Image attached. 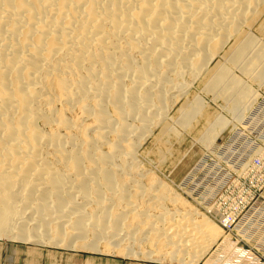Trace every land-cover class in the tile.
Segmentation results:
<instances>
[{
    "label": "bare ground",
    "instance_id": "obj_1",
    "mask_svg": "<svg viewBox=\"0 0 264 264\" xmlns=\"http://www.w3.org/2000/svg\"><path fill=\"white\" fill-rule=\"evenodd\" d=\"M263 33L264 0H0V238L67 248L81 240L79 248L90 251L102 240L115 250L142 223L138 242L151 235L168 260L195 264L219 230L206 214L195 220V213L166 210L154 178L141 186L138 141L159 128L155 139L168 152L171 136L203 118L197 142L217 145L256 101L243 79L264 85ZM190 85L230 103L231 123L205 114L200 95L184 100ZM262 204L224 226L215 264H256L230 241L253 240L249 221L264 231ZM143 207L158 216L145 222ZM214 211L221 222L232 215ZM126 215L132 223L123 234ZM129 248L116 251L127 257Z\"/></svg>",
    "mask_w": 264,
    "mask_h": 264
},
{
    "label": "rangeland",
    "instance_id": "obj_2",
    "mask_svg": "<svg viewBox=\"0 0 264 264\" xmlns=\"http://www.w3.org/2000/svg\"><path fill=\"white\" fill-rule=\"evenodd\" d=\"M259 39L264 43V33L259 36ZM233 73L236 77L242 78L241 76H238L239 73L237 72V70H234ZM253 78H255V76L252 78L250 76L249 79L244 78L243 80L248 86H250L251 93H255V98H253V95L251 94V99H256V101L252 99V102H254L253 104L252 102H248L250 105L247 104L242 120L240 121V123H238V125H235L233 130H229V128L223 127V129H226L222 131V135L218 137V139L215 141V143L217 142V145L215 144L205 149L200 146L201 144L199 142H197L199 141L197 140L198 135L204 134L203 131L205 129H202L201 127V125H203L204 123L203 118H200L201 120H199L200 122H196L197 124L195 123L194 125H192L193 127L191 128V131L188 130L186 131V133L180 132L181 134L178 133L176 136H171L168 139V142L171 145L169 146L168 144V146L171 148L170 150L172 152L168 150L169 148L167 149L168 152L164 151L165 149L162 142H159L155 139L160 131L159 128L156 127H154V129H152L153 127L150 128L149 137L144 136L138 141L139 149L134 162L136 165H138L136 168L142 167V170L137 169V178L140 180V177H142V179L140 180L141 186H146L145 184L148 185V182L146 181L148 180L147 177H151L152 179L154 178L153 180L154 182H156V185H158L159 188L158 193H162L166 197V200H163L162 202V206H164V208L166 207V210H171V213L176 212L175 210H177L179 214H184L185 212L189 214L195 213V220H200V218L206 214L207 216L205 215L204 217L211 221L213 224H215V226L219 230V237L216 239L217 242L215 241L214 244H211L207 249L208 251L206 250L204 254L199 257L201 260L199 259L195 262V264L217 263V257H215V254L217 253V248L219 246L218 244L220 243V240L222 238L221 235L224 230V226H226L229 222L231 223L232 221H234V223H239L238 220L241 218V216H244L246 214H252L253 208L257 209L260 206H263L262 202L264 201H262L261 198L262 195H264V85L253 81L255 80ZM195 95L201 96L205 107L204 112L207 111L205 114L208 113L207 115H209L212 119L213 117H222L221 119L222 121L224 120L223 122L225 126L228 125V123H231L232 116L229 113L231 109L230 103L227 104L228 102H224V100L221 98L210 99V96H206L200 92L197 85H190L188 87L184 100L191 101ZM173 104L174 105H169V111L167 110V113H169L168 116L170 117L175 115L180 105V103L178 102H176V104ZM196 126L197 128H195ZM172 142L176 143L172 146ZM231 144L234 145L232 146ZM183 151L185 153H183ZM176 157L179 158L175 160ZM161 158L165 161L161 160ZM198 158L199 161L191 168V166L196 162ZM157 159H160L163 162L160 163ZM183 162L185 163L182 164ZM249 162L252 163L250 164ZM174 163L176 166L174 165ZM178 164H181V166H179ZM144 181H146V183ZM159 190L162 192H160ZM163 192H165V194ZM155 193L154 195H156ZM172 196L173 198L180 200V202L177 201L176 203L178 205H173L169 202V200L167 201V197L172 198ZM182 203H184L185 206L182 207ZM209 209L212 212L215 210L214 212H216L221 217H223L224 214L231 212L232 215L231 218H226V220H224V224V222H221V220H219L220 218L213 216L212 212L210 213ZM148 210L149 209H144V207L140 209L141 212L145 211V213L149 215L148 219L144 218V220H146L145 222H147V220H150L149 218L151 216H158V212H155L156 210L158 211V209L152 208L151 210L150 207V210L152 212ZM131 211L132 213H134L133 210ZM128 213L132 215V213H130L129 211L126 214ZM209 213L211 215H209ZM259 214L261 215L260 223L263 224L262 216H264V211L262 214ZM128 215H126L127 222L125 219H122V221L125 220V223H120L121 228L130 224L129 222H131L130 218H132V216ZM176 216L177 214L175 213V217ZM254 216L259 217V215L256 214H254ZM177 217L176 218L179 221L174 220L177 221L176 223H174L180 225V223L178 222L181 221V217L179 215ZM165 221V224L167 222V224H169L168 220ZM234 223L231 226L233 228L237 227V225ZM182 224L183 220L181 221L180 226H182ZM140 226H142V223L139 225V227ZM253 226H255V223L249 221L244 227L245 232L249 234L251 239H253V242L246 239L244 241L243 239V243H246L248 246L238 245L240 242L235 239L231 240L230 244H235L233 245L235 249H238L240 247L243 248L244 251L249 250L255 257L256 264H259L260 259H264V242H261V239H264V231L261 229L262 231L260 230L259 232H257V229L253 230ZM126 227L122 230L120 228V233L125 234L123 230H125V232H129V230H126ZM139 227H137V229L134 228V230H132V232L136 230L134 232L135 235L134 233H130L133 237V240L131 238L132 242H130L129 238L127 239V237L125 236V238H123L122 240L123 242L120 241L117 243V246H119L115 250H112L111 248L113 245H109L111 247L106 245V247L105 243H103L102 240H99V242H97V248L94 251H90L87 249L79 248V244L77 243L81 240H78V242L76 240L75 244L73 243L75 246L71 245V247L69 246L70 248H67L60 245L53 246L49 244L32 245L23 242L20 243L15 241H6L0 238V264H179L177 261L168 260L167 258H165V256L161 254L162 252L159 250V247L154 246L151 243V235L150 239L138 242L140 238L139 236L143 235L141 230L145 227V225L143 224L141 228ZM137 230L139 231L140 235ZM136 233L138 235H136ZM141 239L142 236L140 240ZM127 247H130L129 249L130 251H132L130 255H128L127 257L123 255V257L121 254L118 253V251L122 253L123 251H121V249L125 250V248ZM227 247L228 246H226L224 250L227 249ZM110 248L111 250H109ZM249 248H251L252 250ZM156 251H160V253H157ZM156 253L157 255L155 256ZM143 255L152 256H148V258H146L147 256L144 257ZM161 255L162 258L164 257L163 259L161 258ZM180 257L181 256L179 255L178 258ZM185 257L184 259H187Z\"/></svg>",
    "mask_w": 264,
    "mask_h": 264
},
{
    "label": "built area",
    "instance_id": "obj_3",
    "mask_svg": "<svg viewBox=\"0 0 264 264\" xmlns=\"http://www.w3.org/2000/svg\"><path fill=\"white\" fill-rule=\"evenodd\" d=\"M238 245H245V244L243 242H240ZM259 264H264V259H260Z\"/></svg>",
    "mask_w": 264,
    "mask_h": 264
}]
</instances>
